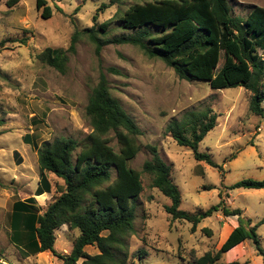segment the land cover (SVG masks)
I'll return each mask as SVG.
<instances>
[{"label":"rangeland","instance_id":"1","mask_svg":"<svg viewBox=\"0 0 264 264\" xmlns=\"http://www.w3.org/2000/svg\"><path fill=\"white\" fill-rule=\"evenodd\" d=\"M7 1H0V43L5 44L0 53V131L10 128L6 138L11 146L20 150L24 146L21 139L31 131L41 137V126L51 140L87 136L92 129L86 106L102 72L113 97L142 130L140 151L129 163L141 172L143 191L133 203L136 220L134 234L128 239L133 257L128 264H193L206 253L217 252L224 209L243 211L253 226L264 219V190L229 189L244 180H264V116L250 113V94L244 88L220 91L205 81H183L164 62L149 59L130 45H108L98 55L86 35L70 57L66 75L38 59L47 48L68 49L76 30L98 29L119 11L152 0H127L113 6L112 0H46L53 10L48 20L42 17L43 9L38 10L37 0H20L12 8ZM230 3L234 16L243 18L252 7L264 8V0ZM104 5L109 7L100 11ZM124 33L120 24L113 23L101 37ZM108 68L120 74L108 73ZM207 108L218 119L216 128L201 143L200 152L211 154L218 168L196 161L191 149L180 147L167 133L172 120ZM112 146L119 151L116 140ZM148 146H155L171 167V176L181 191L180 210L200 213L220 204L219 212L203 220L195 232L191 223L172 221L165 211L170 200L153 188L152 177L143 173L145 162L152 159ZM58 188L61 193L65 190ZM256 233L264 249V224ZM56 236L57 251L69 254L79 231L65 225ZM249 243L256 252L254 242ZM140 250L147 254L141 260L134 257ZM86 252L94 255L98 250L88 247ZM33 257L29 264H39ZM53 264L62 263L53 257Z\"/></svg>","mask_w":264,"mask_h":264},{"label":"trees","instance_id":"2","mask_svg":"<svg viewBox=\"0 0 264 264\" xmlns=\"http://www.w3.org/2000/svg\"><path fill=\"white\" fill-rule=\"evenodd\" d=\"M1 1V0H0ZM127 0H112L111 5ZM231 0H152L137 3L119 11L98 29L76 30L68 49L47 48L38 59L62 75L68 73L70 57L85 35L95 45L97 54L108 45H130L149 59H158L174 70L183 81H205L213 90L244 88L249 94L251 114L264 116V8L252 7L243 18L234 16ZM20 0H8L9 8ZM109 6L104 5L100 11ZM38 10L48 20L53 10L46 0H37ZM97 16L94 17V21ZM113 23L125 32L114 38H103ZM22 44H25L23 41ZM0 43V53L5 49ZM222 62V66H220ZM108 73L120 74L115 68ZM86 116L92 131L81 140L56 137L37 150L42 176L39 195L49 190L47 175L53 174L65 183V190L40 213L35 207L18 203L16 216H27V231L18 228L15 238L23 257L50 252L62 264H128L129 237L134 234L135 203L143 191L141 172L129 167L138 155V138L142 130L111 93L110 82L102 72L92 90ZM218 115L207 108L191 111L183 119L172 120L167 133L180 146L193 151L196 161L210 167L219 166L211 154L200 152V145L216 128ZM117 141L119 151L112 146ZM152 159L145 162L143 173L152 177V187L170 200L165 207L172 221L197 226L219 212L220 204L200 213L180 210L182 196L171 176V167L155 146H148ZM113 171L116 177L113 179ZM229 189L263 190L264 180L241 181ZM225 217L237 216L239 225L215 253L208 252L193 264H225L221 257L235 246L252 240L263 258L264 249L256 233L262 219L252 225L243 211L223 210ZM78 230L69 254L56 249V233L63 226ZM87 247L99 253L90 255ZM140 250L134 257L146 256ZM239 264V263H230Z\"/></svg>","mask_w":264,"mask_h":264},{"label":"crops","instance_id":"3","mask_svg":"<svg viewBox=\"0 0 264 264\" xmlns=\"http://www.w3.org/2000/svg\"><path fill=\"white\" fill-rule=\"evenodd\" d=\"M45 129L41 126V137L35 131L26 134L21 139L20 143L21 145L23 143L24 146L20 150L11 146L10 140L8 137L6 138L11 133L9 127L5 126L0 131V264H14L16 260L20 264H29L34 258L21 255L18 247L19 242L14 235L18 228L27 231V216L17 217L15 215L18 203L35 207L42 213L56 196L63 193L58 191V187L65 189L63 180L49 174L47 175L50 184L49 190L45 189L41 195L38 193V189L42 187L43 178L37 150L44 142L51 140L45 137ZM222 221L221 244L218 250L239 225L237 216L224 217ZM249 241L247 240L224 253L220 262L225 264H264L263 258L258 255L257 251H252ZM35 259L39 264H53V256L50 252L39 253Z\"/></svg>","mask_w":264,"mask_h":264}]
</instances>
